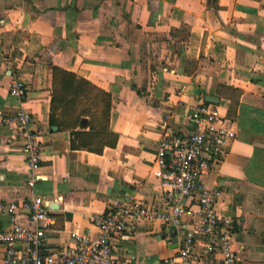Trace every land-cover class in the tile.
Masks as SVG:
<instances>
[{"label":"crops","instance_id":"0c3cea01","mask_svg":"<svg viewBox=\"0 0 264 264\" xmlns=\"http://www.w3.org/2000/svg\"><path fill=\"white\" fill-rule=\"evenodd\" d=\"M55 65L111 94L116 139L106 137L101 152L74 148L71 128L51 124ZM15 78L26 83L24 98L12 91ZM203 100L237 131L227 157L202 178L219 192L217 212L235 219L231 264H264V0H0V113L29 110L41 152L30 168L25 138L8 143L15 125H0V205L46 197L49 249L73 244L74 231L95 236L93 218L116 197L163 206L159 143L167 128L190 133ZM190 202L189 226L200 218ZM16 217L34 226L27 210ZM11 224L0 208V226ZM128 232L115 249L128 264H168L178 250L180 231L160 218L139 216ZM5 251L0 243V264Z\"/></svg>","mask_w":264,"mask_h":264},{"label":"built area","instance_id":"2783aa9c","mask_svg":"<svg viewBox=\"0 0 264 264\" xmlns=\"http://www.w3.org/2000/svg\"><path fill=\"white\" fill-rule=\"evenodd\" d=\"M11 88L22 98L26 96L23 80L15 78ZM32 120V113L25 108L14 115L0 113V125H15L7 142L25 138L23 151L34 169L41 152L30 129ZM190 123V133L167 128L158 146L156 174L164 187V205L150 206L130 197H116L104 213L93 218L95 236L74 231L73 244L49 249L43 226L53 216L46 197L35 195L22 202L2 203L0 208L12 213L11 226H0V243L6 246L5 264H128L118 258L115 249L121 240L130 239L128 225L139 216L160 218L180 231L178 250L166 258L168 264H216L220 251L223 264H231L237 257L232 247L235 219L217 212L219 192L202 178L227 157L228 142L237 131L218 105L204 100L194 106ZM191 200L200 204V218L189 226L184 216L195 213ZM20 209L28 211L34 226L18 221ZM199 243L204 244L201 252L196 251Z\"/></svg>","mask_w":264,"mask_h":264},{"label":"trees","instance_id":"16d2710c","mask_svg":"<svg viewBox=\"0 0 264 264\" xmlns=\"http://www.w3.org/2000/svg\"><path fill=\"white\" fill-rule=\"evenodd\" d=\"M53 69L51 124L60 129L71 128L74 148L86 147L101 152L106 137L116 139L108 130L111 94L73 71L57 65ZM86 115L90 116V121L83 127L90 128L77 129Z\"/></svg>","mask_w":264,"mask_h":264},{"label":"water","instance_id":"95a60500","mask_svg":"<svg viewBox=\"0 0 264 264\" xmlns=\"http://www.w3.org/2000/svg\"><path fill=\"white\" fill-rule=\"evenodd\" d=\"M207 99L210 100V101H217L218 97H216L214 95H207ZM54 128L57 129V126H54Z\"/></svg>","mask_w":264,"mask_h":264}]
</instances>
